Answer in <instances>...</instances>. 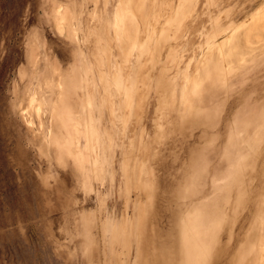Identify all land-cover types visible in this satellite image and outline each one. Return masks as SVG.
<instances>
[{
    "label": "rangeland",
    "instance_id": "rangeland-1",
    "mask_svg": "<svg viewBox=\"0 0 264 264\" xmlns=\"http://www.w3.org/2000/svg\"><path fill=\"white\" fill-rule=\"evenodd\" d=\"M0 264H264V0H0Z\"/></svg>",
    "mask_w": 264,
    "mask_h": 264
}]
</instances>
